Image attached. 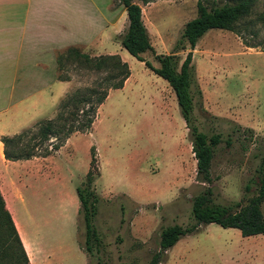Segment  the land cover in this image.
Returning <instances> with one entry per match:
<instances>
[{
  "label": "rangeland",
  "instance_id": "obj_1",
  "mask_svg": "<svg viewBox=\"0 0 264 264\" xmlns=\"http://www.w3.org/2000/svg\"><path fill=\"white\" fill-rule=\"evenodd\" d=\"M132 1L140 6L153 49L141 53L142 59L157 67L155 54H173L178 66L188 51L180 34L196 14V0ZM233 1L203 0L207 8ZM72 11L70 6L71 17ZM262 11L264 0H255L249 19ZM254 29L256 36H241L258 44L254 47L223 29H208L197 40L191 50L193 109L188 123L167 82L122 48L125 29L120 28L113 47L98 45L97 39L88 47L74 45L90 56L117 54L129 75L121 88L108 92L88 132L71 134L45 159L36 156L27 165L32 169L27 177L19 173L17 216L35 264H145L158 248L161 228L189 225L191 198L205 185L195 178L190 125L206 135H220L209 165L211 201L231 210L246 203L255 193L264 147V25ZM65 69L69 80L64 93L92 84L96 76L75 64ZM63 87L54 81L45 88L37 118L53 116L62 94L57 95L58 88ZM90 146L95 167L89 190L96 208L91 225L99 244L88 255L83 252L84 225L75 188L86 189ZM43 149H49L48 142L35 152ZM260 210L264 216V200ZM160 264H264V233L241 236L235 228L200 225L180 237Z\"/></svg>",
  "mask_w": 264,
  "mask_h": 264
},
{
  "label": "trees",
  "instance_id": "obj_2",
  "mask_svg": "<svg viewBox=\"0 0 264 264\" xmlns=\"http://www.w3.org/2000/svg\"><path fill=\"white\" fill-rule=\"evenodd\" d=\"M126 12L127 26L120 39V45L131 56L143 61L155 75L164 79L173 90L181 118L185 123L190 120L193 109L190 93L191 83V50L197 40L208 29H223L233 32L238 37L247 34L257 35L256 24L264 25V11L253 14L255 0H234L231 4L206 7L203 0L195 1L196 14L187 20L182 27L181 40L188 45V51L178 66L173 54H155L158 62L153 67L140 56L145 51H153L149 37L141 17L140 6L132 0H117ZM150 0H141L143 4ZM242 38V37H241ZM245 46L254 47L243 40ZM177 45V43H176ZM183 46L181 45L180 48ZM264 50V48H262ZM56 79L68 81L62 73L65 65L75 64L76 67L92 71L96 76L92 84L66 92L54 108V114L49 119L37 121L31 127L10 135L1 136L2 153L6 160H22L36 156H46L57 150L73 133H85L91 128L99 105L104 101L108 92L121 88L129 75V69L117 54H99L90 56L74 45L66 46L55 54ZM35 128V129H34ZM35 130V131H32ZM191 136V151L195 159V178L205 184L200 192L191 198L190 214L192 222L181 226L172 224L160 229L158 248L153 251L145 264H160L165 252L176 241L185 235L197 231L200 225L215 223L223 228H235L241 236L264 233V216L260 204L264 200V147L261 153L258 173L254 180L255 193L248 197L244 205L237 210L211 201V177L209 165L212 148L220 141L219 134L206 135L189 126ZM23 138L26 139L23 144ZM48 142L49 149L36 153L37 146ZM95 167L94 147L90 146L89 168L85 173V188H75L77 200L82 211L84 225L83 252L90 255L93 248H98L99 240L91 225V217L95 214V197L89 190L94 178ZM247 188V186L245 187ZM0 264H29L26 253L18 237L10 214L4 206L0 194ZM104 264V263H99Z\"/></svg>",
  "mask_w": 264,
  "mask_h": 264
},
{
  "label": "crops",
  "instance_id": "obj_3",
  "mask_svg": "<svg viewBox=\"0 0 264 264\" xmlns=\"http://www.w3.org/2000/svg\"><path fill=\"white\" fill-rule=\"evenodd\" d=\"M114 1L0 0V137L16 134L41 120L37 118L38 100L44 99L45 88L54 81L64 83L63 89L58 88L57 95L62 94L56 102L66 91L67 82L55 77L56 49L88 47L96 43L94 39L98 45L113 47L120 28L127 26L124 8ZM35 159L6 160L0 141V194L29 264H35V259L17 216L22 198L18 180L19 173L30 174L32 169L27 165Z\"/></svg>",
  "mask_w": 264,
  "mask_h": 264
}]
</instances>
